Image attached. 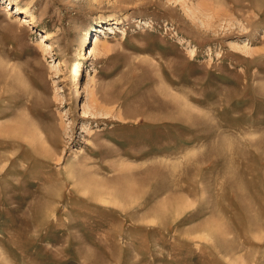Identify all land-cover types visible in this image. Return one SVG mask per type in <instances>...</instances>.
I'll use <instances>...</instances> for the list:
<instances>
[{"label":"rangeland","instance_id":"obj_1","mask_svg":"<svg viewBox=\"0 0 264 264\" xmlns=\"http://www.w3.org/2000/svg\"><path fill=\"white\" fill-rule=\"evenodd\" d=\"M11 1L0 264H264V0Z\"/></svg>","mask_w":264,"mask_h":264},{"label":"bare ground","instance_id":"obj_2","mask_svg":"<svg viewBox=\"0 0 264 264\" xmlns=\"http://www.w3.org/2000/svg\"><path fill=\"white\" fill-rule=\"evenodd\" d=\"M0 4H5L4 6L6 7V8H8L10 11H12V9L14 8L15 9V11L14 12H12V13H14V14H17V15H21V14H27V12H26V10L25 9H23V8H20V7H18V6H12V1L11 0H0ZM255 17V16H254ZM27 19V21H28V24H32V23H34V17L33 16H31V15H29V16H27V17H25V20ZM24 20V21H25ZM118 23V21L116 20V21H112V22H108L107 24H104V25H102V26H99V27H96V28H94V29H92L93 31H96V33L97 32H101L103 29L104 30H107L108 29V25H113V24H117ZM43 36H44V39H48V35L47 34H43ZM98 41V39L97 38H95V41H94V43H96ZM89 54H91V52L89 51ZM81 75V70L79 69L78 70V76H80ZM143 182V181H142ZM149 183V182H148ZM141 186H143V185H141ZM140 187V186H139ZM135 189V188H134ZM133 189V190H134ZM137 189V188H136ZM136 189L134 190V192L136 191ZM139 191V190H138ZM139 193V192H138ZM126 207V206H125ZM128 207V206H127ZM122 208H123V206H122ZM158 211V210H157ZM156 213V212H155ZM157 214V213H156ZM155 214V215H156ZM158 215V214H157ZM159 219H161V218H159ZM158 219V220H159ZM160 221V220H159Z\"/></svg>","mask_w":264,"mask_h":264}]
</instances>
